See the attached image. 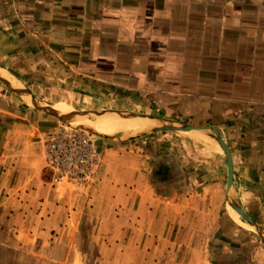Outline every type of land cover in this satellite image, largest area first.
I'll return each mask as SVG.
<instances>
[{
    "label": "crops",
    "instance_id": "0c3cea01",
    "mask_svg": "<svg viewBox=\"0 0 264 264\" xmlns=\"http://www.w3.org/2000/svg\"><path fill=\"white\" fill-rule=\"evenodd\" d=\"M0 75V264H264V0H0ZM33 101L217 131L259 232L205 132L99 136L91 187L58 189Z\"/></svg>",
    "mask_w": 264,
    "mask_h": 264
},
{
    "label": "built area",
    "instance_id": "2783aa9c",
    "mask_svg": "<svg viewBox=\"0 0 264 264\" xmlns=\"http://www.w3.org/2000/svg\"><path fill=\"white\" fill-rule=\"evenodd\" d=\"M40 143L54 185L87 187L94 181L102 157L92 133L61 124L45 132Z\"/></svg>",
    "mask_w": 264,
    "mask_h": 264
},
{
    "label": "bare ground",
    "instance_id": "6f19581e",
    "mask_svg": "<svg viewBox=\"0 0 264 264\" xmlns=\"http://www.w3.org/2000/svg\"><path fill=\"white\" fill-rule=\"evenodd\" d=\"M12 85H13V83H12ZM13 86H16V85H13ZM24 96L25 97L26 96L29 97V95H27V94L24 95ZM29 98H31V97H29ZM28 104H30V103H28ZM38 104H40V105H47V104L40 103V102H38ZM51 107H53V105H51ZM62 111H64V110H62ZM98 114H100V113H98ZM106 114H104V115H106ZM122 114L123 115H126V116H124V117H116V116H113V115H109L108 118H106V117L105 118L97 117V120H95L94 122H91V120L89 119V117L88 118L82 117L83 119H79L78 120L79 121L78 124L84 125L86 128L89 129L88 130V129H84L83 127H80V128H82V129H84L86 131H92V132H97V133H100V131H102V132L107 133L108 135H110L111 134V130H114V128H115V126H112L111 124H113L114 122H118L119 125L122 124V125H126V126H129V127L135 128V129L138 128V129H148V130H151L153 127H158L160 129H168L169 128L170 130H188V131L190 130V132H192V136L197 137V138H203V139H205V135L206 134L204 133V129H202V128H205V127H202L201 128V127L192 126V125H189V124H187L188 126L186 127V126H183L181 124H176V123H168V124L165 125V124L158 123L154 118L147 117L146 115L143 116V114H139V113H133L132 114L131 112H130V114H124V113H122ZM127 115H129V116H127ZM111 117L114 118V119H111L110 120ZM76 118H78V116H76ZM112 127H114V128H112ZM148 130L141 131L140 133H136L135 135H139L141 133H145ZM205 130H206V128H205ZM135 135H129V136H135ZM220 148H221V146H220ZM222 151H223V149H222ZM225 159H226V157H225ZM233 208L239 213V211L235 208V206H233Z\"/></svg>",
    "mask_w": 264,
    "mask_h": 264
},
{
    "label": "water",
    "instance_id": "95a60500",
    "mask_svg": "<svg viewBox=\"0 0 264 264\" xmlns=\"http://www.w3.org/2000/svg\"><path fill=\"white\" fill-rule=\"evenodd\" d=\"M0 79L2 80V82L7 85L10 89L18 92V89L16 87H14L12 84L8 83L1 75H0ZM31 105L36 107V108H39L41 110H44L46 112H48L49 114L53 115V116H56L57 118H63L65 116H70V115H73V116H78V117H87V111H83V110H77V109H74V108H67L68 110L64 111L63 113L60 112L59 110L51 107V105H40V104H37L35 101L31 102ZM109 110H102V111H97V110H90L89 113L91 114H96V113H100V112H108ZM124 113V112H123ZM133 114V112H131ZM124 114H130V112H126ZM143 114V113H142ZM143 116H145V114H143ZM174 123L176 124H181L183 126H188L186 123H183V122H180V121H173ZM152 131H158V130H170L169 128L168 129H160L158 127H153L151 129ZM204 132L205 133H208L209 136L215 138V140L219 143V145L221 146V148L223 149V152L225 154V157H226V160H227V195H226V199L227 201L229 200V202H231L230 198H229V195H228V190L230 188V185H231V179H232V159H231V153L229 151V148L228 146L225 144V142L223 141L222 137L219 135V133L217 131L214 130V132H208L204 129ZM231 204L233 206H235V208L239 211V213L241 214V216L247 220L249 222V224H251L255 229H256V225L255 223L253 222V220L247 215L246 212H244V210L239 206L237 205L236 203L234 202H231ZM257 231V229H256ZM259 232V231H257ZM262 240V238H261ZM262 242H264V240H262Z\"/></svg>",
    "mask_w": 264,
    "mask_h": 264
},
{
    "label": "rangeland",
    "instance_id": "374dc122",
    "mask_svg": "<svg viewBox=\"0 0 264 264\" xmlns=\"http://www.w3.org/2000/svg\"><path fill=\"white\" fill-rule=\"evenodd\" d=\"M65 107L66 108H70L71 106H67V105H65ZM102 110H107V109H101V110H97V111H102ZM108 110H110V109H108ZM111 110H114V111H120L121 112V110H118V109H111ZM83 111H87V112H85V113H87V116H89L90 118H92V119H94L95 117H96V115H98V113H96V114H91V113H89V111L90 110H83ZM124 113H126L125 111H123ZM63 113V112H62ZM89 118V119H90ZM79 119H83L82 117H78V118H76V116H73V115H70V116H65V117H63V118H58L57 119V121H59L58 123H59V125H61V124H67V125H72V126H76V127H83L84 129H88V128H86L84 125H80V124H78V120ZM111 119H114V118H110V120ZM95 120H97V118L95 119ZM95 120H91V122H94ZM159 123V122H158ZM112 126H115V128L114 127H112V128H114V130H111V135H108L107 133H105V132H102V131H100V133H97V132H92V131H89L90 133H92V136H93V138L95 139V138H97V137H111V138H116V139H118V138H121V139H125V138H134V137H139V136H142L143 134H149L150 132H153L152 130H148V129H135V128H132V127H129V126H126V125H119V123L118 122H114L113 124H111ZM89 130V129H88ZM120 130H123V131H120ZM146 130H148L147 132H145V133H141V134H139V135H135L136 133H140L141 131H146ZM125 131H132L130 134H129V132H125ZM105 134L107 135V136H105ZM135 135V136H129V135ZM184 134H186L185 136H192V132H186V133H184ZM188 139L189 138H191L192 140H193V142H195L196 140H194V138H192V137H187ZM41 140V139H40ZM97 140V139H96ZM196 144H200V143H198V142H196ZM39 147H40V149H41V143H40V141H39ZM41 152H42V149H41ZM42 155H43V153H42ZM44 159V158H43ZM94 182V181H93ZM93 182L89 185V186H87V187H81V186H76V185H72V184H57V185H55L58 189L59 188H61V189H70V190H73V189H77V188H84V189H89L90 187H91V185L93 184Z\"/></svg>",
    "mask_w": 264,
    "mask_h": 264
}]
</instances>
